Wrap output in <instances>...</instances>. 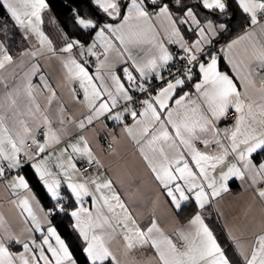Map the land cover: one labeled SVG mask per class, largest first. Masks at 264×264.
Instances as JSON below:
<instances>
[{
	"label": "snow or ice",
	"instance_id": "obj_1",
	"mask_svg": "<svg viewBox=\"0 0 264 264\" xmlns=\"http://www.w3.org/2000/svg\"><path fill=\"white\" fill-rule=\"evenodd\" d=\"M91 2L113 21L119 22L101 25L87 16L80 15L79 12L75 13V25L81 30L95 32V41H99L104 49V60L97 64L95 77L89 74L84 63L78 62L71 55L73 49L77 47L80 48L81 55L85 52L96 55L95 41L85 49L80 41L67 39L62 49L63 52L69 53L63 64L68 70L69 82L73 79L79 80L90 113L79 121V127L83 129L85 121L92 124L106 113L109 114L107 118L117 122H123L130 116L133 124L131 126L124 124L123 132L139 146L141 156L154 174L156 182L170 198V203L176 210H181L183 202L194 198L199 211L189 220L186 230H179L176 239L172 235H166L155 219L144 229L137 223L107 176L98 175L83 183L73 182V174L78 170L69 154L66 163L58 160L55 167L61 170L63 177L68 181L67 188L80 205L69 215L74 221L71 225L72 230L78 233L83 241L82 254L86 255V264H106L107 261L118 264L106 243L118 231L123 233L129 249L144 245L154 249L159 264H232L225 249L217 242L212 229L205 222L203 210L222 192L228 191L227 182L231 177L243 179L244 172L235 164H225L229 152L219 139L215 140L220 148L218 154L202 152L195 146V142L200 140V133L214 130L216 122L234 109L237 113L235 126L233 129L224 130L225 137L230 141L231 152L243 162L244 171L250 173L253 184H256L257 180H264V162L256 165L249 159L254 153L264 152V104L256 105L260 110L257 122L254 105L242 98L237 86L239 81L241 87L245 88L244 95L247 94L251 84L250 65H245L247 73L241 75L238 65L229 59L228 63L236 72V76L232 77L219 70L218 55L210 49L206 51V46L213 44L214 37L228 31L230 20L218 24L213 20H201L199 14L194 11V6L186 3V0H130V3H122V0H91ZM199 6L211 14L218 12L226 15L229 10L228 0H199ZM0 7L7 10L17 25L35 33L42 49L46 47L48 51H53L51 40L38 26L41 22V12L48 8L46 0H0ZM239 7L243 13L248 14L253 27L264 19V0H239ZM173 8L180 15L174 14ZM154 19L160 22L168 43L178 45L183 52L179 58L184 62V70L178 75L170 72L171 79H165L160 73V70L173 60V56L160 40V33L153 23ZM181 26H188L185 30L195 34L196 39L193 42L185 40L181 34ZM252 35L253 33H245L244 36L229 43L226 48L231 50L240 41L250 39ZM251 47V57L259 60L260 67L264 69V44L257 47L253 43ZM113 49L123 57V63L127 66L122 69L123 77L110 70L112 82L110 88L99 73L101 68L106 67L108 53ZM31 55L35 56L36 53ZM97 59L99 60V56ZM12 62L13 57L0 44V69ZM32 67L33 74L39 71L36 65ZM194 68H198L200 76L192 85L196 99L192 98L193 93L182 91L186 82L193 80ZM136 73L139 77L135 75ZM150 74L153 79L162 82V86L158 89L153 88L152 91L145 87ZM94 80L100 81L99 86ZM122 80H126L129 87H126ZM41 81L51 93L48 101L51 104L52 99L56 97L55 90L51 89L44 77H41ZM130 88L146 94V98L140 101L143 105L142 110L137 112L125 104L121 111L113 113L118 107L119 100L133 101V96L129 94ZM23 91L30 104L35 106V111L40 112L41 105L35 100L30 79L23 86ZM8 99L12 106L16 105V99L11 94ZM26 115H33L31 107ZM3 120V116H0V160L7 161L9 169L19 168L22 152L28 159L32 157L25 152V139L20 138L17 141L4 126ZM43 120L49 129L44 133L45 143L41 144L32 137L37 154L45 152L50 139L58 142L56 134L51 130L48 116L44 115ZM20 124L24 125L25 133L30 131L24 120H21ZM202 142L205 147L210 143L207 139ZM68 147L82 158H87L89 164L94 163L98 168L103 166L83 136ZM65 152L67 148L62 150L61 154ZM190 162L197 171L193 170ZM218 165H224L226 171L222 168L218 175H213ZM31 167L46 188L50 199L55 201L49 212L45 213V220L48 216L66 213L67 206L63 203L65 197L61 195L62 181L58 174L52 171L49 157H41L32 163ZM4 175V168L0 167V177ZM11 188L14 194L16 190L30 191L24 176L15 177ZM258 195L264 199V189H260ZM85 197H91L95 215L93 211L83 207ZM19 203L34 225L32 230L43 233L41 222L32 212L28 198L24 197ZM105 210L108 215L104 214ZM53 238L55 246L50 242ZM229 238L236 244L245 264H264V235L256 238L250 252L245 251L231 233ZM7 239L22 245L24 251L13 254L3 240H0V264H16L17 260L20 264H77L69 245L50 222L41 244H36V241L32 240L30 246L26 240L11 236ZM45 246L46 251L51 254L50 257L46 255Z\"/></svg>",
	"mask_w": 264,
	"mask_h": 264
},
{
	"label": "crops",
	"instance_id": "obj_2",
	"mask_svg": "<svg viewBox=\"0 0 264 264\" xmlns=\"http://www.w3.org/2000/svg\"><path fill=\"white\" fill-rule=\"evenodd\" d=\"M230 2L243 13L242 9L239 7V0H230ZM122 3H130V0H122ZM188 4L194 6V11L199 14L201 20H213L217 24L224 22L225 20H230L233 15V13L231 14L230 8L226 15H221L218 12L211 14L208 10L199 6V0H192L188 2ZM172 10L174 14L180 15L175 8ZM124 11L126 12V9ZM103 14L106 18L99 21V24L103 25L104 23L119 22L118 20L113 21L111 17H108L105 13ZM244 14L247 17V21L239 32L218 43H215V39L218 36L214 37L213 44L206 46V51L210 49L217 54L219 57V70L232 77L236 76V72L233 71L232 66L228 63L229 59H232L233 62L238 65L241 75L247 73L245 65H250L251 84L247 89V94L244 95L245 88L241 87L239 81H237V86L242 93V98L245 99L247 103H252L254 105L253 110L257 116L258 122L260 110L256 105L264 104V69L260 67L259 60L251 57V45L255 43L256 46L259 47L261 44H264V28H262V25H264V19L261 20L260 24L253 27L250 24L248 14ZM40 15L41 22L38 25L39 29L49 40H51L53 51H48L46 47L42 49L37 35L31 32L30 29L17 25L11 17L10 19L14 25H16L17 30L20 33L22 41L21 49L15 54H10L0 38V44H2L7 52L13 57V62L11 64H6L3 69H0V116H3L4 126L9 129V132L17 139V141H19L20 138H24L26 143L30 142L29 146L25 144V152H27L28 156L32 157V159H28L24 155L27 161L26 165L32 169V163L37 162L38 159L43 156H48L52 171L57 173L58 178L62 181L61 192L63 189H66L70 193V190L67 188L68 181L63 177L61 170L55 167V164L58 160L59 162L66 163L67 156L71 154L73 163L78 170L73 174V182L83 183L98 175L107 176L113 182V187L116 189L117 193L142 228L146 229L150 226L152 220L155 219L158 226L166 235L169 231L174 229L178 232L181 229L186 230L189 220L197 211H199V209L197 208L189 218L185 220L180 219L178 210H176L170 203V198L166 196L158 182H156L154 174L150 171L147 163L141 156L139 146L134 143L125 132H123L124 124L129 126L133 124L132 118L129 122H120L118 125L110 126L108 122L113 119L107 118L109 114L106 113L105 116H101L99 119L94 120L92 124H87L85 121V127L83 129L79 127V121L85 119L90 113L84 101V93L80 88L79 80L73 79L69 82L68 70L63 66L69 53L63 52L62 49L64 48L67 39L71 38L66 36L49 7L44 9ZM217 17H219V19H217ZM89 18L93 19L92 17ZM93 21L95 22V19H93ZM153 23L160 33V40L169 51L168 44L170 43L167 41V37L160 22L154 19ZM181 27V34L184 36L185 40L189 43L193 42L196 39L195 34L190 30H185L188 26ZM245 33H253V35L250 39L240 41V43L235 45L231 50L226 48L229 43L244 36ZM94 41L95 32L87 42L80 43L84 45L86 49L87 47H90ZM95 43L96 47L94 51L96 52V55H91L86 52L84 55H81L79 47L74 48L71 54L78 62L84 63L89 74L93 77L97 75V64L104 60L103 46H101L99 41H95ZM115 43L118 44V41ZM173 45L179 48L178 45ZM221 49H224V51H221ZM32 53H36V55L33 56L31 55ZM97 56H99V60L97 59ZM221 60L223 61L222 66L220 64ZM33 65H36L39 69L35 74H33ZM124 66L127 65L123 63V57L119 56L113 49L108 53L106 67L101 68L99 74L103 78L104 83L111 88L112 82L109 74L110 70L114 71L116 75L123 77L122 69ZM164 69L160 70L161 75H163ZM194 74H196V78L194 79L193 84L200 79L198 68H194ZM136 75L139 77L138 73H136ZM41 77H44V80L50 85L51 89L55 90L56 97L52 99L51 104L48 102L51 93L44 87ZM29 79L33 86L35 100L41 105L40 112L35 111V106L30 104L29 98L23 91V86ZM150 79H152L151 74L148 77V80ZM122 82L128 87L125 80H122ZM94 83L99 86L100 81L94 80ZM75 85L79 86L80 93L75 91ZM182 91L193 93L192 98L196 99L194 94L195 89L193 87L192 89H188L186 85ZM9 94L16 99L15 106L11 105L8 99ZM177 94H180V90H178ZM144 98H146V96ZM122 101L124 100H119L118 107L113 110V113L122 110L124 106L120 105ZM29 107H31L33 113V115L30 116L26 115L29 112ZM132 109L135 110L134 108ZM140 110H142V108ZM140 110L136 111L139 112ZM44 115L48 116L49 121L51 122V130L56 134L58 142L50 139L47 143L45 152L37 154V149L35 145L32 144V137H35V139L41 144L45 143L44 133L48 132L49 129L47 125L44 124ZM225 118L226 117H222L216 122L214 130L200 133V140L195 142V146L202 152L218 154L220 148L215 143V140L219 139L221 143L228 148L229 152L225 164H235L237 168L244 172V176L243 179L231 177L227 182L228 191L222 192L221 195L216 197L209 206H206L203 210V215L205 217V222L207 223L206 215L214 212L221 223L229 242L233 246L240 260L245 264L243 257L239 254V249H237L236 244L229 238V233L240 242L245 251L249 252L251 251L256 238L259 235H264V199H261L258 195V191L264 189V180H257V183L253 184L250 173L244 171L243 162L231 152L230 141L225 137L224 130L233 129L236 118L232 123L225 122ZM21 120H24L29 128L30 131L28 133L24 132V125L20 124ZM41 128L43 129V133L39 136L37 135V131ZM18 133L19 135H17ZM214 133H219V135H215ZM101 135H105L114 143L112 149H103L100 146L99 137ZM81 136L86 139L94 156L100 160L103 165L102 167H99L97 171L89 175H85L79 170V160L82 157L68 147L70 144L76 143ZM205 139L210 141L207 147H205L202 142ZM65 148H67V152L61 154L62 150ZM249 159L256 165L264 162V158L260 161H255L253 155L249 157ZM190 166L193 167L194 171H197L194 164L191 162ZM0 167H3L5 172V175L0 177V240H3L6 246L9 247L10 252L13 254H19L24 251L22 245L16 244L14 240L10 242L7 239L8 236L26 240L30 243V246L32 240H35L36 244H41L43 234H46L49 222L51 223V226L55 228L56 226L53 224L50 216L45 220V213L49 212L48 208L45 207L30 186L28 179L22 171L23 166L21 165L19 168L9 169L8 162L0 160ZM222 168L226 171L224 165H218L216 172L213 173V175H218ZM32 170L34 172V169ZM17 176H24L29 185L30 191L16 190V194H14L11 184ZM41 184L43 185L42 182ZM44 189L46 190L45 187ZM24 197L28 198L32 212L41 222L43 233L32 230L34 229V225L32 224L31 219L28 218V213L23 211V207L19 203ZM72 197L75 200V197ZM189 203L195 205L194 198L183 202L182 206ZM78 207H80V205L76 203L71 211ZM83 207L93 211L94 215L96 214L95 209L92 207L91 197L84 198ZM104 214L108 215L106 210ZM72 223H74L73 219ZM106 227L107 226L105 225V228ZM56 231L61 238L64 239L57 228ZM98 231L102 230L98 229ZM50 242L55 246L54 238ZM106 243L113 256H115L118 264H159L155 250L149 245L129 249L122 232L118 231L113 234ZM46 248L47 246H45V251ZM46 255L49 257L51 256L47 251ZM16 264H20V262L17 260Z\"/></svg>",
	"mask_w": 264,
	"mask_h": 264
},
{
	"label": "trees",
	"instance_id": "obj_3",
	"mask_svg": "<svg viewBox=\"0 0 264 264\" xmlns=\"http://www.w3.org/2000/svg\"><path fill=\"white\" fill-rule=\"evenodd\" d=\"M190 1L192 0H186V3ZM46 2L66 36L80 42H87L92 37L94 32L90 30H81L77 25H75L74 16L76 12H79L82 16L92 17L95 19V22H99L105 18L104 14L91 2V0H46ZM228 4L231 14L233 13L230 18L228 31L218 35L215 39V43L221 42L239 32L247 21L246 15L231 4L230 0H228ZM0 38L4 42L10 54H15L22 47L20 33L18 32L16 25L11 22L9 14L3 7H0ZM220 64L221 66L223 65L222 60L220 61ZM195 78L196 74H194L193 79ZM263 158L264 152L253 154V159L255 161H260ZM22 171L28 179L30 186L45 207H52L55 201L50 199L48 193L33 170L29 166L24 165ZM61 195L65 197L63 203L67 206V212L52 215L50 216L51 220L62 237L65 239L66 243L69 245L70 250L73 253V257L77 260V264H86V255L82 254L83 241L79 238L78 233L72 230L71 225L73 223L72 218L69 215L71 209L76 205V202L66 189L62 190ZM196 209L197 207L192 203L183 205L182 209L178 210L180 219L185 220L189 218L196 211ZM206 220L215 234L219 244L225 249L227 256L232 261V264H244L229 242L225 231L214 212L207 214ZM106 264H111V261H107Z\"/></svg>",
	"mask_w": 264,
	"mask_h": 264
},
{
	"label": "built area",
	"instance_id": "obj_4",
	"mask_svg": "<svg viewBox=\"0 0 264 264\" xmlns=\"http://www.w3.org/2000/svg\"><path fill=\"white\" fill-rule=\"evenodd\" d=\"M262 20V19H261ZM168 48H169V52L172 54L173 56V60L170 61L168 63V65L165 66L164 69V73H163V77L165 79H171L172 76L169 75V73L171 72L173 75H178L180 72H182L184 70L183 65L184 62L180 60V56H182V51L175 45L173 44H168ZM125 67V66H124ZM193 74H194V69H193ZM136 75V74H135ZM138 77V76H137ZM126 81V80H125ZM127 86L128 82L126 81ZM194 83V79L191 81H187L186 85L188 89H192V85ZM162 85V82L160 80L157 79H150L147 80V83L145 84V87L149 89V91H152L153 88H159ZM75 91H77L78 93H80V89L79 86L75 85L74 86ZM130 95L133 96V101H122L120 103V105H125L128 104L130 107L134 108L135 110H140L141 108H143V105L140 103L141 100L144 99V97L146 96V94L141 93L138 89L135 88H130ZM127 116V115H126ZM236 118V112L234 110H230L228 115L225 118V122L227 123H232ZM131 120L130 116H127V118L123 121V122H129ZM120 122H117L115 120H111L108 122V124L110 126H115L118 125ZM43 133V129H39L37 131V135H41ZM99 143L100 146L103 149H112L114 147V143L109 140L105 135H101L99 137ZM26 145H30V142H27ZM202 146V145H200ZM21 157V165L24 166L26 165V158L24 156L23 153L20 154ZM99 168L93 163V164H89L87 158H81L79 160V170L84 173L85 175H89L91 173H94L95 171H97ZM52 207L50 206L48 208V211L51 209ZM177 234L178 231L177 230H171L167 233V235H172L174 239L177 238Z\"/></svg>",
	"mask_w": 264,
	"mask_h": 264
},
{
	"label": "water",
	"instance_id": "obj_5",
	"mask_svg": "<svg viewBox=\"0 0 264 264\" xmlns=\"http://www.w3.org/2000/svg\"><path fill=\"white\" fill-rule=\"evenodd\" d=\"M105 16V15H104ZM105 18H106V16H105Z\"/></svg>",
	"mask_w": 264,
	"mask_h": 264
},
{
	"label": "rangeland",
	"instance_id": "obj_6",
	"mask_svg": "<svg viewBox=\"0 0 264 264\" xmlns=\"http://www.w3.org/2000/svg\"><path fill=\"white\" fill-rule=\"evenodd\" d=\"M11 22H12V20H11Z\"/></svg>",
	"mask_w": 264,
	"mask_h": 264
}]
</instances>
